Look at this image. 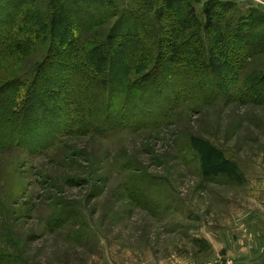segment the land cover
<instances>
[{
	"label": "rangeland",
	"instance_id": "1",
	"mask_svg": "<svg viewBox=\"0 0 264 264\" xmlns=\"http://www.w3.org/2000/svg\"><path fill=\"white\" fill-rule=\"evenodd\" d=\"M208 1L186 2L201 22ZM218 1L226 12L207 43L230 17L258 19L257 29H243L264 37L257 8ZM115 2L136 8L143 0ZM253 44L225 97L180 103L157 129L68 137L37 155L1 152L0 264H237L222 234L236 240L248 221L264 224V99L239 96L244 81L264 94V41ZM40 52L28 62L0 60V81L29 78Z\"/></svg>",
	"mask_w": 264,
	"mask_h": 264
},
{
	"label": "trees",
	"instance_id": "2",
	"mask_svg": "<svg viewBox=\"0 0 264 264\" xmlns=\"http://www.w3.org/2000/svg\"><path fill=\"white\" fill-rule=\"evenodd\" d=\"M4 1L0 60L28 62L37 51L41 58L29 78L0 81V153L37 155L68 137L157 129L180 103L225 97L256 54L253 43L264 41L243 29L259 26L249 16L226 19L229 28L207 43L226 12L218 0L206 3L204 22L190 0H143L136 8L115 0H34L29 8L27 0ZM243 84L241 100L264 99Z\"/></svg>",
	"mask_w": 264,
	"mask_h": 264
},
{
	"label": "crops",
	"instance_id": "3",
	"mask_svg": "<svg viewBox=\"0 0 264 264\" xmlns=\"http://www.w3.org/2000/svg\"><path fill=\"white\" fill-rule=\"evenodd\" d=\"M242 1L247 8H257L259 12L264 13V0ZM246 226L241 233H233L237 237L236 240L231 239L228 233H223V247L237 264H264V224L261 228L254 220H250Z\"/></svg>",
	"mask_w": 264,
	"mask_h": 264
},
{
	"label": "built area",
	"instance_id": "4",
	"mask_svg": "<svg viewBox=\"0 0 264 264\" xmlns=\"http://www.w3.org/2000/svg\"><path fill=\"white\" fill-rule=\"evenodd\" d=\"M214 264H235L234 261L230 260V259H226V260H222V261H217Z\"/></svg>",
	"mask_w": 264,
	"mask_h": 264
}]
</instances>
